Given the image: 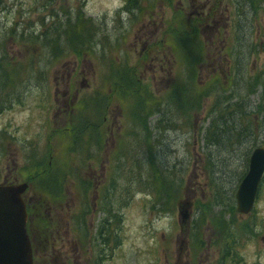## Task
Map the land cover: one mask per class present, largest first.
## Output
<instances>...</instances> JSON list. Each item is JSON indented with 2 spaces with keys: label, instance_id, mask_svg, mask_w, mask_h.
Listing matches in <instances>:
<instances>
[{
  "label": "rangeland",
  "instance_id": "obj_1",
  "mask_svg": "<svg viewBox=\"0 0 264 264\" xmlns=\"http://www.w3.org/2000/svg\"><path fill=\"white\" fill-rule=\"evenodd\" d=\"M253 1L256 16L240 0H0V183L36 190L38 246V217L57 227L35 264H264V175L251 213L235 200L264 147ZM171 83L181 97L162 101Z\"/></svg>",
  "mask_w": 264,
  "mask_h": 264
},
{
  "label": "water",
  "instance_id": "obj_2",
  "mask_svg": "<svg viewBox=\"0 0 264 264\" xmlns=\"http://www.w3.org/2000/svg\"><path fill=\"white\" fill-rule=\"evenodd\" d=\"M263 172L264 148H256L250 157L248 172L236 192V210L239 214H247L252 209ZM26 189V184H0V264H33L31 243L25 228L26 208L22 199Z\"/></svg>",
  "mask_w": 264,
  "mask_h": 264
},
{
  "label": "trees",
  "instance_id": "obj_3",
  "mask_svg": "<svg viewBox=\"0 0 264 264\" xmlns=\"http://www.w3.org/2000/svg\"><path fill=\"white\" fill-rule=\"evenodd\" d=\"M240 1H242L243 3H247L248 4V10H249V13L250 14H252L253 16H256V13H257V10H256V4L254 3V1L253 0H240ZM240 3V2H239ZM262 3H264V2H262ZM236 9H238V6L235 4V10ZM251 26H253L254 25V20H253V22H250L249 23ZM190 27L189 26H187L185 29L187 30V29H189ZM253 28V27H252ZM235 30H236V28H235ZM192 45L190 44V46L189 45H187V47L189 48V47H191ZM169 49H171V47L169 46L168 47ZM173 51H175V50H173ZM192 54H194V56H196V54L195 53H192L191 52V55ZM182 64H184V62H182ZM261 74L262 73H258L257 74V76H254L253 78H251V80L250 81H248V82H245L244 83V85H245V88H246V93L245 94H243V93H239L240 95L238 96V100H237V102L236 103H233V106L234 107H236V111H239V112H241V110H239V104H237V103H245L246 101V96H251V95H253L256 91H257V88L259 87V86H261V82H260V79H261ZM30 77H32V78H35L33 75H31ZM29 77V78H30ZM186 80H188V77H187V79ZM253 82V84H250V82ZM177 83H179L178 81H176ZM187 82V81H186ZM185 82V83H186ZM214 84H216V81H213L212 83H211V85H214ZM225 84V83H224ZM24 85H26V82H22L21 83V86H24ZM20 86V85H19ZM172 86V83L171 84H169L168 85V90H167V93H166V95H164V96H162L161 97V100L162 101H165V99H168V97L170 96V97H172V96H174V95H176V94H178V95H176V96H178V97H181V93L179 92V88H178V85L177 84H175L172 88H171V90H170V87ZM207 87V86H206ZM170 90V91H169ZM169 91V92H168ZM222 92H225L224 90H222ZM238 92H240V91H238ZM236 96V94H234V93H230V99H232V98H234ZM221 99H222V96H219V97H216L215 98V102H214V104L213 105H211L210 106V109H209V113H213V112H215V111H218V116H219V119H221V120H223L224 121V123H225V115H220V111L222 110V109H228V106H223V103L224 102H222L221 101ZM229 99V100H230ZM200 101H201V97L200 96H198L197 95V97L195 98V103H196V106H199V104H200ZM183 103L184 102H182L181 101V105L183 106ZM187 104H188V102H187ZM219 106L221 107H223V108H220L219 110H218V108H219ZM218 107V108H217ZM213 110V111H212ZM211 111V112H210ZM194 113H195V110H194ZM227 114H229V113H227ZM168 122V121H167ZM211 131H209L208 132V134H210V138H211V142L212 143H215V144H217L219 141H220V144L221 145H223L222 143H223V141L225 140V138H222V135H225V131L222 129V134H221V132H219L218 134L216 133V132H214V133H210ZM237 137H238V133H237ZM35 192V191H34ZM35 193H37V192H35ZM34 207V205H33V202H32V205H31V208H33ZM42 216V215H41ZM41 218V217H40ZM40 218L38 217V221H39V224L40 225H42V223H41V221H40ZM193 222H195V220L193 221ZM193 222H192V228L194 229V225H193ZM119 224H120V221H118V223H117V225L119 226ZM78 230H80L79 228H78ZM111 236V235H110ZM191 241H193V236H192V238L190 239ZM104 241H109V240H104ZM112 242L114 243L115 242V244H116V246L115 247H117V246H120V240L118 239L117 240V237L116 236H114L113 238H112ZM46 247V246H45ZM42 248V247H41ZM38 252L40 253V250L38 249ZM41 252H42V250H41ZM223 256V255H222ZM39 261V260H38Z\"/></svg>",
  "mask_w": 264,
  "mask_h": 264
}]
</instances>
